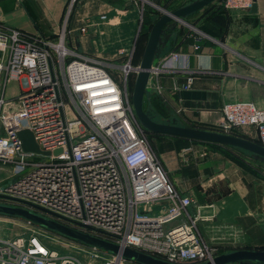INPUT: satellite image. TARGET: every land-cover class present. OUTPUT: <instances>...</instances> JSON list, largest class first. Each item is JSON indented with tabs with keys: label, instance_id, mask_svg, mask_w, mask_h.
<instances>
[{
	"label": "built area",
	"instance_id": "built-area-1",
	"mask_svg": "<svg viewBox=\"0 0 264 264\" xmlns=\"http://www.w3.org/2000/svg\"><path fill=\"white\" fill-rule=\"evenodd\" d=\"M75 2L70 0L68 11ZM253 5L254 0L222 1L226 10L249 11ZM64 38V30L49 40L0 24V168L11 170L0 181V204L39 210L69 228L169 264H213L222 252L205 242L198 223L215 215H200L201 206L189 212L190 198L171 183L134 115L128 77L137 67L130 60L118 66L117 80L109 72L113 66L67 48ZM180 59L171 53L150 76L177 69ZM14 80L19 95L7 100ZM221 113L220 133L252 128L264 147V109L243 100L224 104ZM22 130L32 134L46 160L35 161L41 154L23 150ZM160 203L166 205L161 214H147ZM41 231L0 240V264H136L79 244L83 261L46 243Z\"/></svg>",
	"mask_w": 264,
	"mask_h": 264
},
{
	"label": "crops",
	"instance_id": "crops-1",
	"mask_svg": "<svg viewBox=\"0 0 264 264\" xmlns=\"http://www.w3.org/2000/svg\"><path fill=\"white\" fill-rule=\"evenodd\" d=\"M146 1L165 10L198 0ZM69 3L0 0V24L49 40H56L64 30L67 48L107 64H119L131 61L144 5L162 16L155 7L137 0H76L68 11ZM171 53L181 56L178 68L151 75L150 92L146 89L143 97L155 122L217 127L226 103L252 101L264 109V0H254L249 11L226 10L220 1H214L186 16L184 23L171 21L163 28L153 66H159ZM188 78H192L189 87ZM153 98L158 107L152 106ZM238 134L256 140L252 128ZM153 140L152 149L171 183L179 194L190 198L189 212L194 214L201 206L200 215H215L212 221L198 223L205 242L222 253L264 251V169L253 173L238 165L247 162L257 167L264 165V160L236 147H212L169 136ZM10 173L9 168H0V181ZM165 208L160 203L148 212L157 216Z\"/></svg>",
	"mask_w": 264,
	"mask_h": 264
},
{
	"label": "water",
	"instance_id": "water-1",
	"mask_svg": "<svg viewBox=\"0 0 264 264\" xmlns=\"http://www.w3.org/2000/svg\"><path fill=\"white\" fill-rule=\"evenodd\" d=\"M143 1L162 12V16L152 26L140 63L136 68L131 103L134 115L140 126L144 130L153 134H166L205 143L236 147L264 159V147L250 140L219 132H211L196 128L157 123L153 120V117L149 112H145L143 110V97L148 86L150 71L153 67V62L161 41V35L163 33L164 26L173 20L184 23V18L186 16L202 9L203 7L216 0H198L173 12L166 11L154 4H151L150 2H147L146 0ZM18 137L25 152L47 155V153L41 152L39 150L32 134L28 130H22L18 132ZM0 216L24 220L61 237L72 240L80 245L93 247L114 255L120 253L125 259L137 264H169L160 259L140 253L133 249H120L118 245L100 238L90 236L89 234L79 232L44 215L38 214L25 208L0 204ZM243 261H251L259 264H264V251L232 250L217 256L214 259L213 264H229ZM205 264L211 263L208 262Z\"/></svg>",
	"mask_w": 264,
	"mask_h": 264
},
{
	"label": "rangeland",
	"instance_id": "rangeland-1",
	"mask_svg": "<svg viewBox=\"0 0 264 264\" xmlns=\"http://www.w3.org/2000/svg\"><path fill=\"white\" fill-rule=\"evenodd\" d=\"M137 1L138 2H142V3L145 4V2L143 0H137ZM126 63L127 62H125V61L119 62V64L117 62H110L109 64L111 66H113V67L109 68V72L112 74V76H114L117 80H119V78L121 76V70H119L118 66L119 65H120V67L124 66ZM130 65L132 66L131 62H130ZM132 67H137V66H132ZM15 82L16 81L14 80L7 86L5 99L9 100V99H12V98H16L19 95V92H20L19 91V87L16 85ZM149 92L150 91H148V89H147V94ZM244 129H246V128H233V129L230 130V133L231 132L238 133V132H241ZM151 138H154V137H151ZM149 140L152 141L150 138H149ZM162 146H164V148H167V146L164 145V144H162ZM46 159H47V157L42 156V155H36L33 158V160L40 161V162L44 161ZM248 164L251 165L250 163H248ZM255 169H257V171H259V172H262L263 169H264V165H258L257 167H255ZM30 209L33 212H36V213L41 214V215H44L39 210H35V209H32V208H30ZM147 214L151 215L152 213L147 212ZM36 228L38 229L39 227L36 226V225H33V224H28L24 220L16 219V218H7V217L0 216V240H10V239H12V238H14L16 236H19V235H28V234H30V232L32 230L36 231L37 230ZM198 229L204 235V230H203V227L201 226V224L198 225ZM41 233L45 234L44 235L45 237L43 238V240L46 243L50 244L51 246L59 249V251L61 253L67 254V255H72V256L78 257L79 259L85 261V255L81 254L76 249L79 246V244H77L76 242H74L72 240L63 239L60 236H59L60 237L59 238L58 236H56V235H54L52 233H49V231L43 230V231H41ZM50 238H53V239L56 238L61 243L58 244V243L52 242V241H50ZM92 264H101V261H93Z\"/></svg>",
	"mask_w": 264,
	"mask_h": 264
},
{
	"label": "trees",
	"instance_id": "trees-1",
	"mask_svg": "<svg viewBox=\"0 0 264 264\" xmlns=\"http://www.w3.org/2000/svg\"><path fill=\"white\" fill-rule=\"evenodd\" d=\"M216 1H220L222 3L223 0H216ZM179 8H181V6L167 7V8H165V10L169 11V12H173V11L179 9ZM143 9L144 10H143V13H142L141 28H140L139 34H138V36H137V38L135 40L134 51L132 53V57H131V61H130L132 66H137L139 64L140 59H141L142 54H143V51H144V48H145V45H146L147 40H148L149 32H150L152 26L154 25V23L161 17V15L156 10H154L153 8H151L149 6L144 5ZM169 23H171V22H169ZM168 24H166L165 27H167ZM134 79H135V76L133 74H131L128 77V91H129L130 100H131V97H132ZM151 104L154 107L155 106L158 107V105H160L159 102L155 98L151 99ZM145 105H146L145 104V99H143V110L145 112H148L147 107ZM192 128L205 130V131H211V132H220L217 129V127H213V126H193ZM144 132H145V135H146L150 145L152 144L151 147H154V144H155V141L153 139L154 138H158V137H162V136H169V137H172V138H175V139L190 140V139L170 136V135H166V134H153V133H150V132H148L146 130H144ZM230 134L235 136V137H241L236 132H231ZM151 137H154V138H151ZM149 138L152 141H150ZM190 141L201 143V144H206V145H209V146H212V147H215V146L231 147V146H227V145L205 143V142H200V141H196V140H190ZM253 142L258 144V145H260L258 140H254ZM244 152L248 153L247 151H244ZM238 165H240L245 171H251L253 173L259 172V171H257V169H255L254 166L249 165L247 162H245V163L244 162L243 163L242 162H238ZM2 217H5V216H2ZM7 218H10V217H7ZM43 230H45V229H43ZM45 231H48V230H45ZM49 233H52V232L49 231ZM52 234H54V233H52ZM54 235H57V234H54ZM57 236H59V235H57ZM62 238H64V237H62ZM64 239H67V238H64ZM67 240H69V239H67Z\"/></svg>",
	"mask_w": 264,
	"mask_h": 264
}]
</instances>
